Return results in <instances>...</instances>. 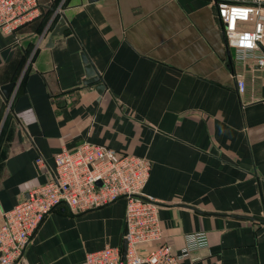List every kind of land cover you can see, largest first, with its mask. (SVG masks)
<instances>
[{
	"label": "crops",
	"instance_id": "0c3cea01",
	"mask_svg": "<svg viewBox=\"0 0 264 264\" xmlns=\"http://www.w3.org/2000/svg\"><path fill=\"white\" fill-rule=\"evenodd\" d=\"M62 15L68 28L53 35ZM83 51L102 92L84 84ZM259 54L227 44L214 0H40L36 18L0 30V219L47 181L58 151L87 140L151 160L142 192L159 205L163 242L179 254L186 234L208 236L183 264H264ZM125 210L123 197L81 213L60 205L21 259L77 264L121 245Z\"/></svg>",
	"mask_w": 264,
	"mask_h": 264
},
{
	"label": "built area",
	"instance_id": "2783aa9c",
	"mask_svg": "<svg viewBox=\"0 0 264 264\" xmlns=\"http://www.w3.org/2000/svg\"><path fill=\"white\" fill-rule=\"evenodd\" d=\"M214 4L228 45L244 53L264 50V0H214ZM39 14L40 0H0V30L13 32ZM243 23H251L252 27L246 28ZM254 58L264 65V54ZM237 84L244 91L242 78L237 79ZM38 162L42 164L43 159ZM54 162L45 183L2 213L0 264H30L21 259L23 252L56 207L63 205L71 213H81L122 197L126 201L125 257L121 245L106 244L87 252L77 264H183L189 253L208 245L205 232L186 234L183 252L179 254L163 242L159 205L142 192L152 169L149 158L84 140L74 149L62 148L54 155ZM153 243L156 248L145 254L143 250Z\"/></svg>",
	"mask_w": 264,
	"mask_h": 264
},
{
	"label": "water",
	"instance_id": "95a60500",
	"mask_svg": "<svg viewBox=\"0 0 264 264\" xmlns=\"http://www.w3.org/2000/svg\"><path fill=\"white\" fill-rule=\"evenodd\" d=\"M67 28H68L67 19H66L65 15H62L59 23L55 26V28L53 30V35H55L57 33H62ZM82 59L85 63V69H86V75H87V78L85 79L84 84L97 83L98 84L97 87L100 89V92H102L104 89V84L100 83L101 82V75L85 51L82 52ZM14 85H15L14 82H10L8 84L3 85L1 87V90L4 92V94L7 97H9L10 93L12 92ZM126 232H127V225H125V230H124V233H126ZM121 246H122V256L124 258L125 254H126V248H127L126 239L123 238V240L121 242Z\"/></svg>",
	"mask_w": 264,
	"mask_h": 264
}]
</instances>
